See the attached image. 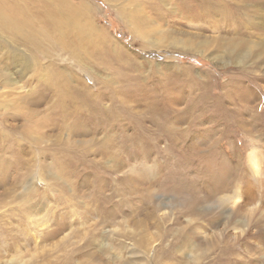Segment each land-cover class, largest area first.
Wrapping results in <instances>:
<instances>
[{
  "label": "bare ground",
  "instance_id": "bare-ground-1",
  "mask_svg": "<svg viewBox=\"0 0 264 264\" xmlns=\"http://www.w3.org/2000/svg\"><path fill=\"white\" fill-rule=\"evenodd\" d=\"M105 1L113 5L117 17L125 21L131 33L142 43L160 35L159 41L151 40L149 43L154 45L158 43L160 46L163 45L162 47L181 48L187 52L193 51L192 53L200 51L201 54H198L201 56L210 52L213 56L210 60L216 65L227 62L246 64V60L256 59L257 61L264 58V50L260 51L261 48L256 49L259 52L255 54L250 52L247 54L249 46L254 42H246L244 38L211 35L213 38L208 39L193 32L160 31L151 26L153 21H164L162 18L172 12L173 21L185 19L193 25L198 23L199 19H203V15L208 14V17L214 18L208 12L219 16L224 9L222 17H225V4L220 5L217 0H201V2L200 0H192L193 2L191 0H159L160 10L155 9V6H159V1L153 0H141L137 3L132 1L130 4L119 3V5L117 0ZM234 1L246 6V0ZM260 2L253 4L257 5ZM171 4L175 7H171ZM193 5L194 9H192ZM89 7L85 0H78V4L73 0H0V185L7 177L10 187L24 188L25 197L20 200L22 206L14 209L13 214L16 216L14 226L7 231H2L3 225L0 226V239L6 242L0 245L9 246L11 248V250L8 249L9 252L25 251L32 252L34 255V252L38 250V240L43 237L42 234L50 236L53 233H61L67 229V222L63 220L66 221L70 216L80 221L82 231L78 226L76 229L73 228L70 234H66L65 238L59 241L60 245L58 243L54 246L57 248L56 254L55 252L49 256L45 254L41 258V263H37L74 264L76 254L82 255L87 251H84L86 246L96 245L95 252L88 251L86 256L92 258L94 253L98 252L106 257L104 264H110L107 259L110 245L105 241L116 238V240L132 242L133 251L130 255L133 258L128 260V264H202L204 260L207 262L203 264H232V261L233 264H246L236 260L239 251H235L230 235L224 236L227 227L225 225L228 224L231 230L239 232L238 235H233L235 239L245 233L247 224L254 222L257 229L255 227V232L249 235L254 241L255 238L259 240L256 241L255 247L250 246L248 251L244 247L242 251L244 254H249L252 249H255V253L262 254L261 257L264 259V212L262 211L246 224L247 214L252 212L253 216L255 211L250 210L246 214L243 205L234 208L236 202L241 200L242 193L234 177L231 178L229 175L228 169L221 168L218 174L213 171L208 172L206 176L209 178H206V184L209 180L211 186L201 187L194 186L196 179L180 177L171 168L170 170L167 168L165 172L164 169L162 171L164 173L160 175L159 168L147 164L146 160L135 165L130 163L131 154L141 155L132 151H144V155H147L143 157L145 159L150 156V153H146L148 149L140 145V148L134 150L137 139L121 140L117 137L115 124L113 127L110 123L114 122L118 115V97L122 98L123 104L124 102L130 104V110L133 111L132 101L124 99L131 98L132 93L129 89L123 92V88L131 86L135 80L130 73L123 74L124 77L120 72L122 57L119 58V54L115 51L116 40L113 37L104 36L105 31L91 15ZM145 10H148V16ZM242 11L246 15V7ZM152 13L156 20L150 17ZM239 15L237 14V17ZM230 16L232 11L226 14L229 19ZM259 19L258 24L264 30V11L260 13ZM203 23L207 24L209 20ZM227 25L224 21L220 24V26ZM254 25L258 27L257 23ZM217 27L211 30L217 33L219 32ZM193 28L201 29L203 26L196 25ZM147 33H150V38ZM259 40L263 38L260 37ZM144 45L146 46V43ZM60 55H67L68 59L73 61L71 66L75 70L76 66L80 65L82 69L90 70L92 63L97 68L102 66L106 70H113L119 79L118 86L110 90L107 99L110 104L103 105L100 94L89 88L91 86L89 83L93 80L91 73H88L87 81L79 75L80 70L72 73L59 69V64L57 65L53 59L58 60ZM111 56L115 59L118 69H112L115 61ZM116 57L119 59L117 60ZM42 59L48 62L44 64ZM111 61H113L112 64ZM33 81L35 86L31 84ZM97 85L99 91L102 88L106 89L103 82L97 81ZM155 105L157 106L156 101L147 106L146 116L155 119L154 125L157 126L159 136H164L165 133L172 136L180 133L179 124H175L173 120H171L173 124L164 123L163 121L167 118L160 119L163 115ZM129 116L132 115L129 114ZM11 121L13 123H10ZM85 128H91L100 136L88 138ZM134 133L136 135V132ZM207 156L210 160V155ZM121 158L129 159V163L122 161ZM249 160L253 161V168L257 169L258 173L259 159L254 151L250 154ZM107 162L112 165H105ZM204 165L210 168L211 161H205ZM88 168L92 171H87L86 175L98 180L89 183L84 181L83 185H79L80 190L83 191L78 192L74 186V180L84 174V170ZM5 171L7 175L4 174ZM13 171L16 174L13 173L15 176L10 177L12 180L9 178L11 173L8 174V172ZM100 172L103 174L101 175ZM11 180L13 183L10 182ZM144 185L147 186L143 187ZM66 187H70L71 193H66ZM159 192L173 195L175 202L169 199L156 200ZM5 195L12 196V192L1 194L2 197ZM46 195H49L54 203L57 202V205L63 206L62 211L65 215L61 214V217L56 215L59 213L58 209L54 203L52 206L48 205ZM34 199H37L36 203ZM208 202L210 203L208 206H202L203 203ZM46 204L47 208L43 213L45 216L40 217V210ZM263 205L264 203L261 207H264ZM77 208L81 211L78 212ZM251 208L253 209L254 206ZM52 209L54 211H51ZM123 209L126 213L129 211L127 214L129 217L128 220L120 223L118 219L125 213L122 212ZM214 209L220 210V217L213 218L209 223L213 226L223 224L222 231L218 230L219 232L214 231L209 235L201 236L202 227L198 221L209 212L212 213ZM48 213L51 217L53 215L55 217L51 218ZM172 216L175 217L172 219L174 222L169 224ZM250 217L251 215L249 220ZM182 218L183 223L179 222ZM130 219L134 220L133 228L128 227ZM221 219L226 221L222 223ZM236 221L237 224H234ZM47 222H53L54 227L48 229ZM84 226L86 229L83 228ZM100 226L110 227L109 231L98 230ZM69 238L74 241L69 242ZM80 241L85 243L82 248L79 246L77 249ZM123 248L124 244L121 243L118 249ZM136 250L153 252L151 259L138 257ZM171 251H178L180 255H174ZM183 255L185 258L182 257ZM116 259L118 260L115 257L113 264L116 263ZM27 260L26 264H29L30 258ZM255 264H259V261Z\"/></svg>",
  "mask_w": 264,
  "mask_h": 264
},
{
  "label": "rangeland",
  "instance_id": "rangeland-1",
  "mask_svg": "<svg viewBox=\"0 0 264 264\" xmlns=\"http://www.w3.org/2000/svg\"><path fill=\"white\" fill-rule=\"evenodd\" d=\"M85 1H87L88 7L90 6L89 8L91 15L96 19L98 25L105 31L106 34L104 36L108 38L113 37L116 40L115 51L117 54H119V58L122 57L120 58L122 61L120 64L122 68L120 72L122 73V75L130 73L135 80L134 82H132L131 86L123 88V92L126 91V89H129L132 93L131 98L126 97L124 99L132 101L131 105L133 106V111L130 110V104L126 102H124L123 104L121 100L122 98L118 97V115H116V119L114 120V122L110 123V126L112 125L113 127V124H115L114 128L115 130L117 129V137L121 138V140H123L124 138H127L129 140L137 139V141H135L134 143V150H137L136 148H140L139 145L148 149L146 153L149 152L150 156L146 159L143 158L144 156H147L144 155V151H132V153H139L141 155L131 154L132 158L130 163L132 165H135L146 160L147 164L159 168L160 175L163 174L167 170V168H169V170L171 168L175 170V172H177L178 176L180 177H183L185 179H196L194 186L199 185L201 187L211 186V183L208 179L206 184V178L208 177L206 176V174L208 172L213 171V173L218 174L220 172L219 169H228V172L230 173L229 175H231V178L234 177L236 181L235 183L239 184V191L242 193L240 195L241 200L236 202L234 208H236L238 205H243V207H245L244 209L246 214L250 210L255 211L253 212V216L252 212H249L247 214L246 224L254 217H257L259 213H261L262 211L264 212V207H261V205L264 203V58L257 61L256 59L254 61H250L249 59L248 61L246 60V64L226 61L227 63L220 64L222 65L220 66L219 64L216 65V63L210 60L211 58H213L210 52H206L204 55L202 54L203 56H201L200 51L192 53L193 51L187 52L185 49L181 50V48L177 49L174 47H162L163 45L160 46V44L158 43L155 44V46L153 43H149L151 40L159 41L160 35H158V37H153L150 41H146L145 46V43H142L140 39H138L131 33L125 21L117 17L115 8L112 7L113 5L108 4L105 0ZM117 1V5H119V3L130 4L132 3V1H135V3H137L141 0ZM153 1L157 2L159 0ZM217 1H219L218 4L220 5L221 3L225 4V17H222L224 9L222 10V13L219 14V16L212 12H208L214 18L208 17V14L203 15V19H199L198 23L193 25L189 24L188 20L185 19H176L175 21H173L174 18L173 16H171L174 15L173 12L170 15H165L162 18L164 21H157L155 18H153L154 13H152L150 17L156 21L152 20L154 23H152L151 26L152 28L156 27V30L160 31L176 30L189 33L193 32L194 34L200 35L201 37L205 36V38L208 39L213 38V36L211 35H222L223 37L229 38H244L246 39V42H254L249 46L247 54L249 52L255 54L259 52L258 50L260 48V51H263L264 30H262L260 24L258 23L260 21V13L264 11V0H246V6L244 4L239 5L234 0ZM257 1H261L260 4H253ZM73 2L78 4V0H73ZM199 2H201V0ZM160 3L161 2L159 1V6H155V9H161ZM185 6L187 7V5ZM195 6L197 5L195 4ZM195 6L193 5L192 9H194ZM171 7L174 8V4H171ZM245 7L246 15L243 14L242 11L245 10ZM145 11L147 13L146 16H148V10ZM231 11L232 16H230L231 18L229 19L226 17V14H230ZM237 14L240 15L237 17ZM232 17H234L233 20ZM207 20H209V23H203L205 21L207 22ZM218 20L219 22H217ZM222 21H224L228 25L220 26ZM216 22L218 24H216ZM254 23H257L258 27L255 26ZM196 25L203 26V28H193ZM217 26H219V28ZM215 27L219 29V32L215 33L211 30ZM77 30L81 31V29ZM236 30H238V32H235ZM147 34L150 35V33ZM150 37L151 35L149 36V38ZM260 37L263 38V40H259ZM256 49L258 50L256 51ZM111 58L113 61H115L112 56ZM119 58L116 57L117 60ZM42 61L44 64L48 62H46V60L44 59H42ZM53 61L57 62L56 64H59V69L61 68V70L63 71L74 73V71L80 70L79 75H81V77L87 81L89 78V74L91 73L93 80L90 81L89 84L91 86H89V88H91L92 90L94 89L97 93L100 94V99H103V105L110 104L107 101L110 90L118 86L117 83L119 79L118 75H115L113 73V70H106L102 66L100 68H97L95 67L94 63H92V69L90 70H87L86 68L82 69L81 65L79 67L76 66L75 70V68L71 66L73 65V61L69 60L67 55H60L58 60H56L55 58L53 59ZM113 61H111V64L113 63ZM114 68L118 69L116 61L112 64V69ZM97 81L105 83L106 89L102 88L99 91ZM31 84L35 86L34 81ZM153 92L155 95L153 94ZM155 101L157 104V106L155 105V107L157 109H160V114L164 116L160 117V119L164 120L167 118L165 121H163L164 123L173 124L174 122L177 125L179 124L178 128L181 134L176 133L172 136V134L165 133L164 136H159V133H157V126L154 125L155 119H151L149 116H146L148 109L147 106L151 105V103H154ZM161 107L163 108V110L161 109ZM40 109H42V107ZM129 114L132 116H129ZM136 116L137 118H135ZM171 120H173V122ZM174 120H176L178 123ZM136 122L138 123V125ZM10 123L13 122L11 121ZM139 124L141 126H139ZM86 130L88 133V138L100 136V134L94 133L91 128ZM134 132H136V135ZM145 135L147 137H145ZM164 139H166L165 143ZM175 139L178 140L176 141ZM166 151L168 153H166ZM253 151L259 159L258 162L256 161L257 163H259L257 167L259 168V174L256 172L257 169L255 170L253 168V161L249 160L250 154ZM207 155H210V160H208L209 157ZM121 160L128 161L129 163V159L127 160L125 158H121ZM205 161H211L210 168L204 165ZM105 165L111 166L112 163L107 162L105 163ZM163 170L164 172H162ZM84 171V174L78 176V178L74 180V186H76L75 188L78 192L83 191L80 190V186L84 184V181L89 183L90 181L98 180H95L93 176L86 175L87 171H92L90 168L85 169ZM10 173L11 175L9 176V178L16 174L14 171L8 172V174ZM4 174L7 175V171H5ZM100 174L102 175L103 173L100 172ZM117 174L119 175V173ZM117 174H113V176ZM3 177L4 176H2V178ZM118 177L119 179H121L120 175ZM12 180L10 181L11 183H13ZM8 181L9 180L6 177L4 183L0 185V226L3 225L2 231H7V229H11L12 226H14L16 222V216L13 214L15 213L14 209L22 206L20 200H23L25 198L24 188H22V186L18 188L10 187ZM187 182H189V180H187ZM146 186L147 185H144L143 187ZM8 191L12 192V196H1V194ZM65 191L66 193L68 192L67 194L71 193L70 187H66ZM157 195L158 196L156 197V200L163 199L164 201V199H169L170 201L175 202L174 197L173 195L171 196V194L167 195L166 193L163 194L159 192ZM47 197L48 198H46V201L49 202L48 205H56V209H58L59 212L56 215H58L59 217L65 215L64 211H62L63 206L57 205V202L54 203L49 195ZM132 200H134V197H132ZM39 201H41V199ZM36 202L37 199H34V203ZM209 204V202L203 203L202 206L205 205L204 207H206ZM46 206L47 204L43 205V208H41L39 214L40 217L45 216V214L43 213H45V209L47 208ZM248 206L250 208H248ZM253 206L254 208L252 209L251 207ZM255 206L257 207L255 208ZM126 208L127 207H125V209ZM77 209L78 212L79 210L81 211L80 208ZM125 209L122 210V212H125L123 216L118 219V222L120 223L128 220L129 216L127 214L129 211L126 213L127 209ZM51 211H54V209H52ZM48 215L51 217L50 213H48ZM219 215L220 210L214 209L212 213L209 212L207 216H204L198 221L202 227L200 231L201 236L209 235L214 231L219 232L223 228V224L221 223L218 226H213L210 224L212 222V219L220 217ZM250 215L251 217L249 220L248 218ZM68 216L69 214L67 213V217ZM54 217L55 215H53V217L51 218ZM174 218V216L171 217V222L169 224H172L174 222L172 220ZM73 219L69 216L66 221L63 220L64 222H67V229H65L61 233H53L50 236L42 234L43 237L41 238V240H38V250L34 252V255H32V252L26 253L25 251H22L20 253L9 252L8 249L11 250V248L7 245L2 246L6 242L0 239V243L2 244L0 245V264H26L28 261L27 259L29 258V264L41 263L40 261L42 256H44L45 254L46 256L52 255L57 249L54 246L57 245L61 239L65 238L66 234H70L73 228L76 229L78 226L79 230L82 231V225L80 221H77V218ZM131 220L132 219H130L128 227L133 228L134 220ZM225 221L226 220L221 219L222 223H224ZM179 222L183 223V218ZM234 224H237V221ZM225 226L227 227L224 231V236L230 235V239L232 238V243L234 242V249L236 248L235 251H239L238 258H236L238 262H246V264H255L256 261H259V264H262L264 262V259H262L261 257L262 254L255 253V249H252L249 254H244L242 251L244 247H246V251H248V249L250 250V246L255 247L256 241L259 240L258 238H255L254 241L252 239L253 237L249 235L255 232L256 225L254 224V222H250L249 224H247L245 233H243L242 235L240 234V237L235 239L233 235H238L239 232L231 230L228 224ZM53 227V222H47L48 229H51ZM85 227L86 226H84L83 228L86 229ZM109 228L110 227L100 226L98 227V230H102V232L109 231ZM68 241L72 243V241L74 240L72 238H69ZM105 242L110 245V250L107 252L109 254L107 259L109 260L110 264H113L115 257L118 258V260L116 259L115 264H128V260L133 258L130 255L131 251H133L131 247V241L123 239L116 240V238H112L111 240L109 239ZM84 243V241H80L77 245V249L82 248ZM121 243L124 244V248L121 249L122 251L118 249V246ZM32 244L33 242L30 244V246ZM60 244L61 243H59V245ZM96 247V245H89L88 247L86 246L84 251H87L84 252V254H76L74 258V264H104L106 262L104 261L106 260V257L99 254L98 252L94 253L92 258H88V256H86L88 255V251L89 253L95 252ZM157 248L158 246L155 247L156 250ZM164 249L165 248H163V250ZM147 250H136L138 252V257H148V260H150L153 252L147 253ZM171 252L174 255H180L178 251ZM39 253H41V255H38ZM56 253L57 252H55V254ZM97 254H99L100 256H97ZM182 257L185 258L184 255ZM205 262L207 261L204 260L203 263Z\"/></svg>",
  "mask_w": 264,
  "mask_h": 264
}]
</instances>
